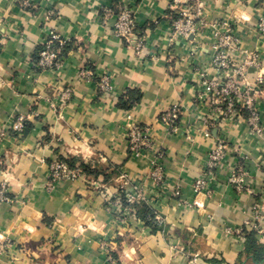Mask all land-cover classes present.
Segmentation results:
<instances>
[{
    "label": "crops",
    "instance_id": "0c3cea01",
    "mask_svg": "<svg viewBox=\"0 0 264 264\" xmlns=\"http://www.w3.org/2000/svg\"><path fill=\"white\" fill-rule=\"evenodd\" d=\"M33 2L31 9L0 0V184L12 199L0 205V264H264L245 253L246 233L264 245V134L244 118L217 116L210 96L197 98L201 74L220 83L230 74L211 63L213 24L235 37L229 55L236 65L257 55L260 67H248L247 82L264 77V34L257 29L264 0H201L196 30L186 37L171 28L174 0ZM118 4L136 14L139 48L114 36ZM104 9L113 13L107 20ZM50 31L68 41L60 71L36 66ZM86 68L109 75L113 91L101 93L82 78ZM135 93L138 102L124 109L122 98ZM255 103L264 126V94ZM172 106L180 108L174 134L159 122ZM19 117L20 133L13 130ZM132 123L148 126L165 153L159 184L147 161L128 151ZM221 140L226 152L196 194L193 185ZM66 157L112 172L111 179L99 173L50 191L49 165ZM238 166L246 172L241 192L229 182ZM125 182L144 193L143 205L125 200ZM101 192L119 203L111 208ZM148 211L160 216L153 224L161 228L146 223Z\"/></svg>",
    "mask_w": 264,
    "mask_h": 264
},
{
    "label": "built area",
    "instance_id": "2783aa9c",
    "mask_svg": "<svg viewBox=\"0 0 264 264\" xmlns=\"http://www.w3.org/2000/svg\"><path fill=\"white\" fill-rule=\"evenodd\" d=\"M23 7L36 8L33 0H18ZM47 1V0H46ZM175 13L176 18L171 22V28L174 34L186 37L196 30L194 20L201 16L202 2L201 0H174V5L171 7ZM104 20L112 16L110 9H104ZM51 12L48 11V17ZM114 23V36L126 42H133L134 47H140V38L136 33L137 20L134 10L125 7L122 4L117 5ZM47 17V18H48ZM216 29V42L213 45V53L211 56V63L216 69H226L230 71L226 79L220 83L218 81L209 80L204 74H201V88L198 92L197 98L202 101L210 96L213 105V112L222 119H245L252 132L257 135L264 134V126L261 123V114L256 107L255 95L264 94L262 85L264 84V77L258 75L254 83H249L246 80V72L249 66L259 68V61L257 55L247 54L243 63L236 65L230 59V51L234 49L236 43L235 37L226 29L220 31L219 26L212 25ZM226 27L227 24L223 23ZM257 29L264 34V16L258 19ZM68 41L62 38L57 32L50 31L47 39L42 44L38 52V60L36 66L41 70L60 71L62 65L63 51L67 46ZM80 76L87 80L96 82L98 90L101 93H109L113 91V85L109 75L105 73H98L89 68L82 69ZM240 80V82L237 81ZM70 90L65 89L59 97L62 101L61 106L67 101ZM180 119V108L172 106L167 111L162 113L159 117V122L164 125L167 131L174 134L178 131V124ZM13 130L20 133L23 130V119L19 117L14 125ZM126 140L128 144V151L133 157L145 159L148 163L149 177L159 184L163 180V161L165 153L160 149L154 147L152 138L150 137V128L146 125L132 123L127 129ZM226 152V145L221 140L218 141L209 153V161L204 169L202 176L199 177L193 185L194 193L198 194L207 188L208 180L213 176L218 163ZM83 164L89 165L83 161ZM50 172L48 177L47 188L51 191L54 186L60 181H76L87 178L83 173L82 168L76 165L70 168L65 162L55 160L50 163ZM246 172L241 166L236 167L229 178V182L234 188L241 192L245 188L244 178ZM90 185L96 189L99 185L96 182H90ZM128 184L125 182L121 185L124 190V198L128 203H135L145 200L144 193L135 187L128 189ZM103 193V192H101ZM175 196L179 195L175 191ZM106 201L110 199L103 193ZM12 199L8 195L5 184H0V205L11 203ZM119 203V198L109 201L110 207H115ZM153 220L157 224H161L162 219L154 211ZM247 224V223H246ZM236 233H242L241 229H236ZM6 246L5 243L0 242V250ZM190 264H195L190 261Z\"/></svg>",
    "mask_w": 264,
    "mask_h": 264
},
{
    "label": "trees",
    "instance_id": "16d2710c",
    "mask_svg": "<svg viewBox=\"0 0 264 264\" xmlns=\"http://www.w3.org/2000/svg\"><path fill=\"white\" fill-rule=\"evenodd\" d=\"M66 51H67V47H65V49L63 51V55L66 53ZM134 95H136L135 99L133 98V96H129L126 99L122 98L121 102L123 105L122 107L124 109L131 108L132 106H134L138 102V99H139L138 94L135 93ZM60 161L65 162L70 168H74L76 165H79L82 168L85 176L89 179L96 178L99 173H102L105 176L106 180L109 181L111 179L112 172L107 173V172L101 171L100 169H97L96 167H90L89 165H85L78 158L66 157V158H62ZM137 205L138 206L143 205V203L138 202ZM140 208H143V207H140ZM146 223L153 230H156L157 228H161V225L155 226L153 224V223H156L153 220V211L147 212ZM255 235L256 234L253 232L252 233H246V235H245V253L248 256L250 255L256 263H260V262H262V260H264V245H260L256 242V236Z\"/></svg>",
    "mask_w": 264,
    "mask_h": 264
},
{
    "label": "water",
    "instance_id": "95a60500",
    "mask_svg": "<svg viewBox=\"0 0 264 264\" xmlns=\"http://www.w3.org/2000/svg\"><path fill=\"white\" fill-rule=\"evenodd\" d=\"M113 20L115 21V18Z\"/></svg>",
    "mask_w": 264,
    "mask_h": 264
}]
</instances>
